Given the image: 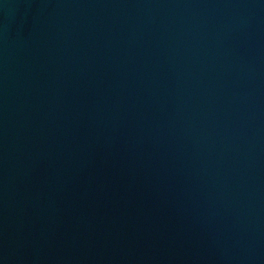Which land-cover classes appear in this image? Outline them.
Segmentation results:
<instances>
[{
  "label": "water",
  "instance_id": "1",
  "mask_svg": "<svg viewBox=\"0 0 264 264\" xmlns=\"http://www.w3.org/2000/svg\"><path fill=\"white\" fill-rule=\"evenodd\" d=\"M0 264H264V0H0Z\"/></svg>",
  "mask_w": 264,
  "mask_h": 264
}]
</instances>
